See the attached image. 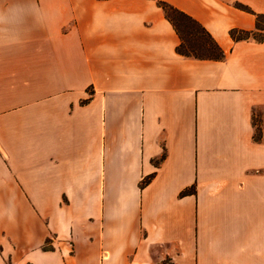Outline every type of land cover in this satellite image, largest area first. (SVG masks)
<instances>
[{
    "label": "crops",
    "instance_id": "crops-1",
    "mask_svg": "<svg viewBox=\"0 0 264 264\" xmlns=\"http://www.w3.org/2000/svg\"><path fill=\"white\" fill-rule=\"evenodd\" d=\"M160 3L224 58L178 55ZM237 5L264 15L0 0V264H264V40H232Z\"/></svg>",
    "mask_w": 264,
    "mask_h": 264
},
{
    "label": "trees",
    "instance_id": "trees-1",
    "mask_svg": "<svg viewBox=\"0 0 264 264\" xmlns=\"http://www.w3.org/2000/svg\"><path fill=\"white\" fill-rule=\"evenodd\" d=\"M159 7L164 11L166 19L170 22L179 38V44L176 48L178 55L195 60L218 61L224 58V54L218 45L196 21L166 4L160 3ZM236 8L255 17V29L252 32H238L233 30L230 32L232 40L240 41L251 38L256 42H262L264 40V15L255 14L242 5H237ZM169 13H171V17ZM179 24H181L185 31L179 28ZM256 132L254 134V141L264 142V133L262 135L259 131L257 133L260 136H258ZM147 182L148 180L143 181L141 186L143 187ZM186 193L184 192L183 194Z\"/></svg>",
    "mask_w": 264,
    "mask_h": 264
},
{
    "label": "rangeland",
    "instance_id": "rangeland-1",
    "mask_svg": "<svg viewBox=\"0 0 264 264\" xmlns=\"http://www.w3.org/2000/svg\"><path fill=\"white\" fill-rule=\"evenodd\" d=\"M169 15H170V17H171V13H169ZM179 26H180L179 28H181V29H183V31H185V29L182 28L181 24H179ZM255 125H256V131L259 132V131L261 130L259 126H261V124H260V122H259L258 119L255 120ZM257 132H256V134H257L258 136H260V134L257 133ZM162 264H169V263H168L167 261H165V262H163Z\"/></svg>",
    "mask_w": 264,
    "mask_h": 264
}]
</instances>
